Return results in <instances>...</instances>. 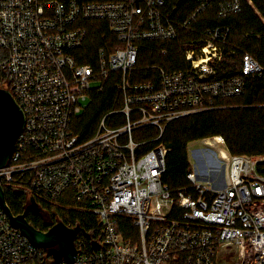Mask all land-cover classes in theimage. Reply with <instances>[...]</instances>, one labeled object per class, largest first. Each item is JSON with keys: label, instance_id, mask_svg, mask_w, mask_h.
Here are the masks:
<instances>
[{"label": "built area", "instance_id": "obj_1", "mask_svg": "<svg viewBox=\"0 0 264 264\" xmlns=\"http://www.w3.org/2000/svg\"><path fill=\"white\" fill-rule=\"evenodd\" d=\"M208 5L223 16L241 0H201L185 19L171 0H0V89L25 114L0 183L27 190L40 207L92 214L101 235L95 249L79 230L74 262H56L13 226L0 203V264H264V155L220 149L221 178L209 164L203 177L192 168L190 188L174 192L162 180L170 148L147 147L171 121L226 107L217 101L243 96L250 78L264 76L248 52L237 72L225 70L230 27L193 26ZM91 20L108 23L113 50L99 47L95 63H82ZM177 40L187 46L183 65L148 64L141 68L148 78H139L143 45L156 43L167 57L161 43ZM115 72L122 105L85 138L76 126L92 83ZM146 127L158 135L136 139ZM213 138L226 146L222 136ZM210 139H203L209 147ZM223 251L235 255L225 260Z\"/></svg>", "mask_w": 264, "mask_h": 264}, {"label": "trees", "instance_id": "obj_2", "mask_svg": "<svg viewBox=\"0 0 264 264\" xmlns=\"http://www.w3.org/2000/svg\"><path fill=\"white\" fill-rule=\"evenodd\" d=\"M80 2L106 0H79ZM177 6L175 16L185 19L201 4V0H171ZM88 38L80 52L82 63H95L99 47H108L114 36L109 32V25L104 21L91 20L85 22ZM217 25L230 27L228 46L225 48L223 66L225 70L237 72L241 66V56L248 52L264 66V0H241L238 11L223 16L219 15L215 5L206 6L193 26L207 29ZM156 43L143 45L139 56V78L147 79V72L143 66L158 63L167 68H178L183 65V46L181 40L163 42L170 50L167 57L161 56L154 48ZM119 45H116V47ZM235 51L232 53L230 49ZM169 59L173 62L168 63ZM120 73H113L102 86L93 90L87 110L80 116L76 130L87 138L96 131L103 116L114 108L121 107V99L116 83ZM137 78V77H136ZM218 104L226 107L199 112L190 116L171 121L165 128L163 135L156 142L148 144V148L156 143H164L170 148L167 155L166 171L162 176L164 183L172 191L190 188L187 174L192 170L189 145L215 136H222L231 154L264 155V76L252 77L248 82L246 94L239 97L221 98ZM148 132V133H145ZM157 130L146 127L135 136L136 139H146L157 136ZM6 201L16 215L25 211L28 203V192L23 188L4 186ZM40 202V200H38ZM43 207L44 203L40 202ZM45 207V206H44ZM48 208V207H47ZM50 214L57 215L60 221L67 225H79V236L89 246L94 240H101L100 230L95 217L87 212L66 210L60 207L49 208ZM27 219L36 228L46 231L50 226L43 217L27 213ZM121 222H129L121 219Z\"/></svg>", "mask_w": 264, "mask_h": 264}, {"label": "water", "instance_id": "obj_3", "mask_svg": "<svg viewBox=\"0 0 264 264\" xmlns=\"http://www.w3.org/2000/svg\"><path fill=\"white\" fill-rule=\"evenodd\" d=\"M25 125V114L12 95L6 88L0 89V168L8 162L15 144ZM0 203L9 216L13 226L18 227L29 240L45 248L56 262L65 260L73 263L77 253L75 239L80 226L71 227L63 221H57L48 230L36 228L27 219V213L31 210L40 211V206L35 197L30 198V203L21 214H14L6 201L3 186L0 183ZM97 241H93V248H98Z\"/></svg>", "mask_w": 264, "mask_h": 264}, {"label": "rangeland", "instance_id": "obj_4", "mask_svg": "<svg viewBox=\"0 0 264 264\" xmlns=\"http://www.w3.org/2000/svg\"><path fill=\"white\" fill-rule=\"evenodd\" d=\"M101 84V81H95L92 83V86L93 88H98ZM210 140L212 141L211 147H209V145H207L203 141V139L192 142L189 145L190 162L192 164V168L197 169V171L199 170L200 177L204 176V172L207 169V164H209L211 168H217V170L221 168L222 163L219 159L216 158V155H218V157L220 158V149H227L225 145L223 146L216 143L213 137H211ZM222 174L223 173L221 170L217 171L218 178H221ZM234 255V252H232L230 255L226 254L225 251L222 252V256H224L225 260H227L228 257H233Z\"/></svg>", "mask_w": 264, "mask_h": 264}, {"label": "flooded vegetation", "instance_id": "obj_5", "mask_svg": "<svg viewBox=\"0 0 264 264\" xmlns=\"http://www.w3.org/2000/svg\"><path fill=\"white\" fill-rule=\"evenodd\" d=\"M28 213L36 214L38 217L43 219L50 225L48 229L54 225L57 221H60L57 215L50 214V211L46 207H40V211L31 210Z\"/></svg>", "mask_w": 264, "mask_h": 264}]
</instances>
